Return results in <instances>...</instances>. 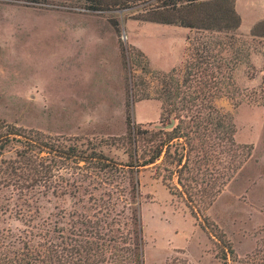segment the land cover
<instances>
[{
    "label": "rangeland",
    "instance_id": "374dc122",
    "mask_svg": "<svg viewBox=\"0 0 264 264\" xmlns=\"http://www.w3.org/2000/svg\"><path fill=\"white\" fill-rule=\"evenodd\" d=\"M84 4L0 0V119L49 136L76 138L120 163L117 174L101 177L120 181L116 191L126 201L135 182L143 264H221L218 238L239 258L264 248V106L247 100L234 104L228 96L215 99L232 116L235 140L244 146L240 152L246 153L245 146L252 149L214 200L207 206L198 201L197 215H192L175 177L168 182L178 193L162 181L161 167L136 170L124 164L127 113L145 128L159 123L160 74L184 63L197 43L191 40L190 46L187 39L195 31L137 18L144 3L105 10ZM234 8L241 38L233 80L243 92L264 81V39H246L253 24L264 19V0H234ZM218 38L227 40L222 34ZM39 191L31 192L29 200L1 189L0 229L19 233L32 216L33 223L45 221L57 230L66 225L60 222L62 213L99 209L90 186L75 197ZM117 201V209L129 216V207Z\"/></svg>",
    "mask_w": 264,
    "mask_h": 264
},
{
    "label": "trees",
    "instance_id": "16d2710c",
    "mask_svg": "<svg viewBox=\"0 0 264 264\" xmlns=\"http://www.w3.org/2000/svg\"><path fill=\"white\" fill-rule=\"evenodd\" d=\"M83 1L94 10L144 3L137 18L195 31V36L187 39L189 45L191 40L197 43L189 47L184 63L160 74L159 123L145 128L127 113L128 161L124 165L136 170L161 167L164 175L156 171L164 184L174 193L180 192L168 182L175 177L191 214L196 216L197 202L209 205L252 149L245 146L246 153L240 152L244 146L235 140L232 116L218 107L215 99L228 96L234 104L247 100L264 106V81L252 90L235 88V47L241 37L236 32L240 16L234 0ZM221 34L227 36L226 41L218 38ZM246 39H264V19L253 24ZM171 121L174 124L168 127ZM77 140L49 136L0 119V190L10 188L30 200L36 189L43 194L51 191L75 197L77 191L90 186L99 208L93 213H62L60 222L66 225L57 230L45 221L33 223L32 216L19 233L0 229V264H143L135 182L128 201L121 198L122 193L116 191L121 182L101 177L106 172L117 174L122 169L120 163ZM6 151L10 152L8 157ZM93 190L102 192L95 195ZM117 198L129 207V216L117 209ZM218 239L221 264H264V248L239 258L227 242Z\"/></svg>",
    "mask_w": 264,
    "mask_h": 264
},
{
    "label": "water",
    "instance_id": "95a60500",
    "mask_svg": "<svg viewBox=\"0 0 264 264\" xmlns=\"http://www.w3.org/2000/svg\"><path fill=\"white\" fill-rule=\"evenodd\" d=\"M174 124V121H171L167 126L171 127Z\"/></svg>",
    "mask_w": 264,
    "mask_h": 264
}]
</instances>
